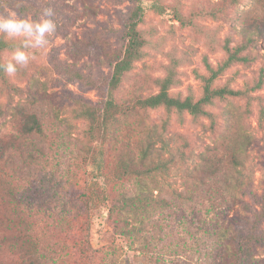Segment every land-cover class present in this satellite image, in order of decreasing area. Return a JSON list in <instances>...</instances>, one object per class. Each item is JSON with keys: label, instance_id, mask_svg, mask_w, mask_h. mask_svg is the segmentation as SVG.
<instances>
[{"label": "rangeland", "instance_id": "374dc122", "mask_svg": "<svg viewBox=\"0 0 264 264\" xmlns=\"http://www.w3.org/2000/svg\"><path fill=\"white\" fill-rule=\"evenodd\" d=\"M20 1L29 11L6 6L0 14L36 18L51 6L57 29L26 68L6 74L7 84L0 77V141L7 146L0 159V264H197L203 239L192 213L211 218L247 204L259 210L264 0H142V56L114 92L125 112L93 128L72 97L95 106L98 91L70 72L107 78L136 3ZM238 47L247 59L234 61L211 86L242 94L214 97L205 106L209 117L133 107L135 98L157 92L167 74L175 80L172 96L200 98L209 75L204 58L216 66ZM11 48L2 51L3 62ZM23 112H36L42 133L22 132ZM148 146L147 166L170 153L174 161L142 176ZM140 189L158 200L143 214L126 213L123 198ZM255 258L264 264V245Z\"/></svg>", "mask_w": 264, "mask_h": 264}, {"label": "trees", "instance_id": "16d2710c", "mask_svg": "<svg viewBox=\"0 0 264 264\" xmlns=\"http://www.w3.org/2000/svg\"><path fill=\"white\" fill-rule=\"evenodd\" d=\"M136 4L130 9L127 21L124 25L123 40L124 45L118 49L116 60L113 64L112 71L106 79L93 80L88 76H84L78 71L70 72L73 76L79 79L86 87H94L98 91L99 102L93 106L88 104L84 99L72 97L74 103L79 106L77 114L80 117L87 119L93 128L95 125H106L109 122H114L119 115L124 114L126 108H123L115 97V90L118 88L124 74L130 71L136 61L142 56L143 39L141 37L138 25L141 22L145 7L141 3L142 0H133ZM12 7L20 13L29 11L20 0H0V10L4 7ZM150 8L158 13H164V7L152 2ZM12 42L0 38V63H3L1 53L3 50L11 48ZM241 47L234 51L226 50L227 55L224 60L212 66L207 62L205 64L209 73L208 77H204L203 94L200 98L194 100L191 96L183 98L172 96L169 93L171 86L174 83V78L171 74L158 80L159 89L145 97H137L133 101V107L137 108H158L164 107L166 110H176L177 112H187L192 118L202 116L209 117L211 114L205 109L214 97H224L226 95L236 96L242 94L241 90H234L227 87H212V82L229 67L234 61H245L246 56L238 55ZM0 77L7 84V76L3 71H0ZM257 84L256 87H259ZM2 108L0 107V115ZM23 120L21 130L24 134H40L42 133V125L36 112H23ZM148 146L141 152L140 161L143 168L140 172L142 176H148L155 170L167 169L166 163L174 161L171 158V153L167 158H159L153 167L147 166L148 160H151ZM7 146L0 141V159L3 158ZM151 162V161H149ZM126 174L128 172H125ZM143 185V182H138ZM255 199L252 197V200ZM144 197V190L140 189L134 195L123 198V207L126 213L143 214L150 207L152 201ZM162 201V200H161ZM165 201V200H163ZM240 203H245L236 200ZM254 201V200H253ZM215 212H213L214 214ZM196 217V223L199 224L200 234L202 235L203 243H201L200 260L197 264H260V260L255 258L257 247L264 245V228L261 224L264 222V203H260L259 210L253 209L247 204L245 208H232L229 213H219L215 216H205L203 213H192ZM140 217H137L139 219Z\"/></svg>", "mask_w": 264, "mask_h": 264}, {"label": "clouds", "instance_id": "9594fccd", "mask_svg": "<svg viewBox=\"0 0 264 264\" xmlns=\"http://www.w3.org/2000/svg\"><path fill=\"white\" fill-rule=\"evenodd\" d=\"M55 14L51 6L43 7L36 18L16 12L0 14V38L12 42L11 58L0 63V71L13 77L29 65L35 50L46 47L48 37L56 31Z\"/></svg>", "mask_w": 264, "mask_h": 264}]
</instances>
